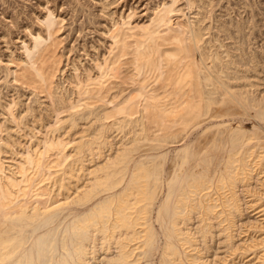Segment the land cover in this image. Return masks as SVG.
<instances>
[{
	"label": "bare ground",
	"instance_id": "6f19581e",
	"mask_svg": "<svg viewBox=\"0 0 264 264\" xmlns=\"http://www.w3.org/2000/svg\"><path fill=\"white\" fill-rule=\"evenodd\" d=\"M177 1L89 67L48 11L5 63L0 264H264L262 66Z\"/></svg>",
	"mask_w": 264,
	"mask_h": 264
},
{
	"label": "rangeland",
	"instance_id": "374dc122",
	"mask_svg": "<svg viewBox=\"0 0 264 264\" xmlns=\"http://www.w3.org/2000/svg\"><path fill=\"white\" fill-rule=\"evenodd\" d=\"M157 1L0 0V86L2 87L4 80L3 66L12 60L13 53L16 55L22 51L21 41L28 40L30 33L34 34L38 30L40 21L47 16L48 11H52L61 21L57 28H60L59 35L63 41L62 44L66 47L73 45L72 55L74 56V53H76L75 55L81 56L80 54H82L83 63L89 67L93 64L94 59L103 58L106 43H108L105 32L112 25L114 19L133 24H136V22L143 23L150 12L149 10ZM194 1L200 3L203 9L208 7L206 10L201 11L203 15L208 13L212 17L214 14L212 17L214 19L213 31L224 43L226 42L225 44L233 54L241 53V51L243 53V50L248 52L249 48L252 52H255L260 63L259 66H262L261 68L258 67V70L262 69L263 74L264 0ZM176 5L180 9L183 8V12L189 13L186 0H179ZM204 11L207 13H204ZM209 21V19H206L205 23L208 24ZM223 23L229 30V34L221 31L219 26ZM236 23L237 25H233ZM237 26L239 29H237ZM238 46L239 48L243 46L245 49H239L238 51ZM249 69L252 75L257 70L253 67H249ZM25 99L28 102V97L23 96L22 100ZM238 119L237 117L235 121ZM241 119H243V124L246 127H252L254 122L252 118L243 116L239 120Z\"/></svg>",
	"mask_w": 264,
	"mask_h": 264
}]
</instances>
